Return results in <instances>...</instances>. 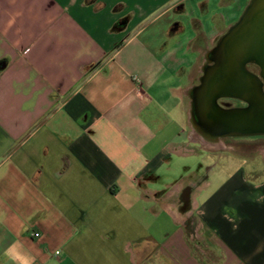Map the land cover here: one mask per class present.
Listing matches in <instances>:
<instances>
[{
    "label": "crops",
    "instance_id": "1",
    "mask_svg": "<svg viewBox=\"0 0 264 264\" xmlns=\"http://www.w3.org/2000/svg\"><path fill=\"white\" fill-rule=\"evenodd\" d=\"M248 2L0 0V264H264V166L190 113Z\"/></svg>",
    "mask_w": 264,
    "mask_h": 264
},
{
    "label": "water",
    "instance_id": "2",
    "mask_svg": "<svg viewBox=\"0 0 264 264\" xmlns=\"http://www.w3.org/2000/svg\"><path fill=\"white\" fill-rule=\"evenodd\" d=\"M260 67L255 73L248 67ZM191 120L207 141L264 135V0H249L239 19L207 52L199 82L189 91ZM235 98L245 106H223Z\"/></svg>",
    "mask_w": 264,
    "mask_h": 264
},
{
    "label": "rangeland",
    "instance_id": "3",
    "mask_svg": "<svg viewBox=\"0 0 264 264\" xmlns=\"http://www.w3.org/2000/svg\"><path fill=\"white\" fill-rule=\"evenodd\" d=\"M250 68L255 72H259V68L257 66H250ZM219 102L226 107H233L238 103L235 98H222L219 100ZM223 141H225L227 144H229V142H236L237 145L242 149H247V147L253 149L250 154H254V156H256L254 161L264 166V135L238 137L228 136L224 137Z\"/></svg>",
    "mask_w": 264,
    "mask_h": 264
},
{
    "label": "flooded vegetation",
    "instance_id": "4",
    "mask_svg": "<svg viewBox=\"0 0 264 264\" xmlns=\"http://www.w3.org/2000/svg\"><path fill=\"white\" fill-rule=\"evenodd\" d=\"M250 66H257V67L259 68V72H260V67H259L257 64L251 63V64L248 65L249 69H250L251 71L255 72L254 70H252V69L250 68ZM259 72H255V73H259ZM236 100L238 101V103H237L236 106H245V105H246V103L243 102L242 100H239V99H236Z\"/></svg>",
    "mask_w": 264,
    "mask_h": 264
},
{
    "label": "built area",
    "instance_id": "5",
    "mask_svg": "<svg viewBox=\"0 0 264 264\" xmlns=\"http://www.w3.org/2000/svg\"><path fill=\"white\" fill-rule=\"evenodd\" d=\"M35 235H38V233H35Z\"/></svg>",
    "mask_w": 264,
    "mask_h": 264
}]
</instances>
